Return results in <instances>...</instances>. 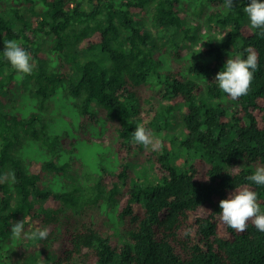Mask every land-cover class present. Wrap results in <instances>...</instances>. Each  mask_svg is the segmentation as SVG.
Returning <instances> with one entry per match:
<instances>
[{
	"label": "trees",
	"instance_id": "trees-1",
	"mask_svg": "<svg viewBox=\"0 0 264 264\" xmlns=\"http://www.w3.org/2000/svg\"><path fill=\"white\" fill-rule=\"evenodd\" d=\"M191 1L0 0V175L16 177L0 183V264H264V232L250 221L235 232L218 216L219 201L243 188L257 192L264 212V186L247 179L264 166V37L249 28L250 0H233L232 9L210 0L218 7L208 21L225 35L205 36L189 57L183 47L201 28L187 19ZM5 40L30 53V75L21 78L3 57ZM247 48L258 71L227 110L215 76ZM60 95L77 117L69 129L47 118ZM181 105L185 146L199 144L203 157L178 167L168 152H154L159 181L140 183L135 127H157ZM78 140L114 159L99 164L98 177L89 170L67 185ZM21 220L24 232L13 239ZM44 227L47 239L28 238Z\"/></svg>",
	"mask_w": 264,
	"mask_h": 264
},
{
	"label": "clouds",
	"instance_id": "clouds-1",
	"mask_svg": "<svg viewBox=\"0 0 264 264\" xmlns=\"http://www.w3.org/2000/svg\"><path fill=\"white\" fill-rule=\"evenodd\" d=\"M226 9L233 8V0H223ZM249 20V28L259 30L258 34L264 37V2L260 0H250V3L243 8ZM246 58L236 55L229 56L223 69L220 70L214 82L219 90L226 94L227 100H237L248 94L250 84L254 79V74L258 71V56L252 48L245 49ZM3 57L10 63L21 78L30 75L33 71L32 57L15 40L4 41ZM132 142L142 145L145 149L151 147L156 150L162 144L156 140L153 133L143 125H137L132 133ZM15 173L8 172L0 175V183L15 182ZM257 186H264V166H257L254 172L247 177ZM220 211L218 213L221 223L230 227L235 232L243 233L247 230L248 223L251 222L257 231L264 232V212L261 211L258 202V194L249 188L235 189L228 198L219 201ZM24 232V220L15 222L11 227L13 239H20ZM49 230L47 227L36 228L28 238L33 240L47 239ZM191 229H187L184 235H190Z\"/></svg>",
	"mask_w": 264,
	"mask_h": 264
},
{
	"label": "rangeland",
	"instance_id": "rangeland-1",
	"mask_svg": "<svg viewBox=\"0 0 264 264\" xmlns=\"http://www.w3.org/2000/svg\"><path fill=\"white\" fill-rule=\"evenodd\" d=\"M217 7L218 5L212 3L210 0H193L189 3L188 9H186L187 19L195 21L201 26V28H196L193 31V34H196L197 38L189 40L183 47L187 51L189 57H198V54L204 48L203 38L205 36H216V38L219 39L224 37L225 33L221 26L216 25L213 21H208L210 12L217 9ZM147 28L151 30L156 38L161 37L159 30L151 24H148ZM43 46L44 49H47V44H43ZM168 51L171 53L173 49L171 48ZM232 57L234 58L235 55L232 54ZM21 88L22 90L24 89V91L29 90L31 84H24ZM202 97L203 96H200L199 99L201 100ZM159 99L160 107H162L161 109H164L167 106V103L161 100L160 97ZM226 99L227 98L219 101V104L229 110L233 101L227 100V102H225ZM212 103L213 105H218V102L214 100H212ZM47 108V118L51 120L52 124H55V128L58 130L62 128L69 129V123L72 124L76 121L77 117L73 112V108L67 104L65 98H61V95L58 96L57 100L48 103ZM185 108V105L177 107L174 109L171 116L160 118L157 127L153 126L148 129L153 133L156 140L162 144V147L158 146L156 150H152L151 147L148 149H145L144 147L137 149L133 156L132 171L133 175L139 178L140 183L155 184L159 181V177L153 171L152 162H150V158H152L154 152L158 151L161 155L164 152H168L172 162L178 167L189 166L192 162L203 157V152L199 144H193L190 148L185 146V143L188 142V137L182 134L184 126L183 113ZM57 118H60V120L57 121ZM166 120L167 123L165 124L164 121ZM73 124L75 125V123ZM171 135H176V138L173 141H171ZM75 147L78 157L76 158L77 161H75V159L74 161H70V170L65 177L67 185L76 183L79 178H82L83 173L89 170L93 173V177H98L100 172L99 164L101 163L102 166H107L109 162L114 159L113 152H111V150L106 152V149H103L104 152H101L102 157L100 159V157H97L96 155L97 149L92 148L90 145H86L84 142H80V140L76 142ZM208 161L216 164L220 163L217 158ZM118 163H116V165H118ZM255 168L256 167H252L251 169L254 171Z\"/></svg>",
	"mask_w": 264,
	"mask_h": 264
}]
</instances>
